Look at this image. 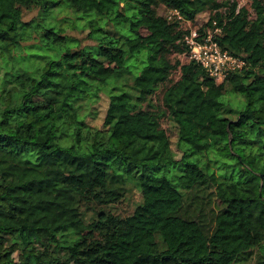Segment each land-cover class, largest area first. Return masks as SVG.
Here are the masks:
<instances>
[{"label": "trees", "instance_id": "1", "mask_svg": "<svg viewBox=\"0 0 264 264\" xmlns=\"http://www.w3.org/2000/svg\"><path fill=\"white\" fill-rule=\"evenodd\" d=\"M74 1L0 0V264H264V0L249 1L252 15L236 0H90L68 18L95 41L73 48L53 11ZM29 7L37 18L23 19ZM204 10L199 34L217 25L243 61L219 82L169 56L186 52L181 23ZM159 85L163 110L143 108ZM129 184L141 199L126 215L88 219L75 198L108 205ZM8 239L26 250L19 263Z\"/></svg>", "mask_w": 264, "mask_h": 264}, {"label": "rangeland", "instance_id": "2", "mask_svg": "<svg viewBox=\"0 0 264 264\" xmlns=\"http://www.w3.org/2000/svg\"><path fill=\"white\" fill-rule=\"evenodd\" d=\"M89 1L90 0H77V1L72 2L71 5L64 7V9H62V10L55 9L53 11V13L55 15L54 19L57 18V19L62 20V18L65 17L63 19L64 21L62 20V26L65 28L64 32L77 38L78 42L72 43L73 48L74 47H81L85 44H90V43H93L95 41V39L91 38L88 35V28H84L81 26L77 28L74 25L72 26V24H71L72 22H70V20L68 18V16H70V17L76 16L78 12L75 11V8H78L80 5L85 4ZM236 1H237L238 5H243V6L247 7L249 14L252 15V9L249 6L250 0H236ZM121 4L122 3H120V5ZM156 11L158 13H164V14L169 13V9L163 8L162 5H157ZM40 12H41L40 9H38L37 7L24 8L23 9V19L27 20L30 18H35V17L37 18ZM208 14H209V12L207 10L201 11V12L197 13L192 20L182 21L181 26L186 27V28H190V29H196L199 27V25L201 23H203L205 21V19L208 17ZM107 27L109 29H112L111 24H108ZM35 42H37V40L31 38L29 40L24 41L23 43L25 46H31L32 44H35ZM60 52H62V50H60ZM144 52L145 51L140 52L141 54L139 53L140 57H143ZM185 53L186 52L176 53V54L171 53L169 56L172 60L175 58H178L180 61H184L187 59ZM108 64L114 65V62H108ZM137 65L139 67L142 65V63L138 62ZM177 73H178L177 70L173 71L170 75L171 78H175L177 76ZM120 82H121V78H118L116 80L111 79L109 86H112L113 84H120ZM109 86L104 88V90H107V88ZM161 90H162V86L161 85L157 86L156 89L154 90V93L149 97V99L147 101L143 102L141 106L143 108H150V109H156L157 111H162L163 109H162V105H161V101H160ZM225 93H226L228 100L230 101V103L233 106L236 107L237 105H240V102H239L240 96L237 94L231 93L227 85H226ZM107 102H108L107 94L101 92L99 95V98L97 99V101L94 102V104L92 106L93 108L91 110V113H89L86 116V120L90 125L95 126V127H100L102 125L103 117H104L105 110L107 107ZM160 124L164 128V130L166 131V133L168 135L170 147H171L172 151L174 152V156L176 158L179 157V151L177 150V148L175 146V143H176V127H175L174 122L167 116L166 113H163L161 115V118H160ZM129 187H130L129 190H127L126 193L120 199H118L116 202L110 203L108 205L98 204V203H93V204L89 203V205H87L83 200H80L79 196L75 195V198L78 201V205H79L80 209L83 210L84 212H86L85 214H86V217L88 219H90V216H92L94 214L95 210H98L100 208L110 210V211H112L118 215H126V214H129L130 212H132L135 205L141 199L140 193L136 189V187L132 184H129ZM175 194L176 193L171 188H169L168 186L166 187V195L167 196H174ZM217 202H218V200L214 199V203L217 204ZM8 242L10 244L11 255L19 263L20 261H22L24 259L25 255H26V250L19 248L14 243H12L11 240H9V239H8ZM70 264H73V262L71 261Z\"/></svg>", "mask_w": 264, "mask_h": 264}, {"label": "built area", "instance_id": "3", "mask_svg": "<svg viewBox=\"0 0 264 264\" xmlns=\"http://www.w3.org/2000/svg\"><path fill=\"white\" fill-rule=\"evenodd\" d=\"M171 14L177 17L180 16L175 9H169L166 17H171ZM187 29L188 31L182 36L183 41L187 45L185 53L187 59H193L198 62L215 81L223 80L229 71L243 64L241 58L220 48L215 38L220 32V28L217 25L212 28L206 27L202 35L199 34L197 28Z\"/></svg>", "mask_w": 264, "mask_h": 264}]
</instances>
